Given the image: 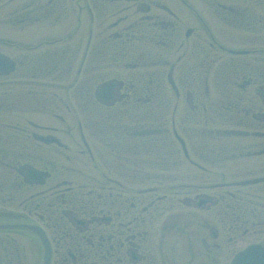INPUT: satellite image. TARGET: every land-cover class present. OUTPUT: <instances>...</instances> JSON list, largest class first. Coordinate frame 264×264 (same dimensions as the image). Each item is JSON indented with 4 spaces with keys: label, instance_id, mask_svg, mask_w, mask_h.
Masks as SVG:
<instances>
[{
    "label": "flooded vegetation",
    "instance_id": "flooded-vegetation-1",
    "mask_svg": "<svg viewBox=\"0 0 264 264\" xmlns=\"http://www.w3.org/2000/svg\"><path fill=\"white\" fill-rule=\"evenodd\" d=\"M0 55L1 106L26 103L6 124L0 218L39 227L50 264L264 247V0H0ZM26 234L0 235V264H43Z\"/></svg>",
    "mask_w": 264,
    "mask_h": 264
},
{
    "label": "water",
    "instance_id": "water-1",
    "mask_svg": "<svg viewBox=\"0 0 264 264\" xmlns=\"http://www.w3.org/2000/svg\"><path fill=\"white\" fill-rule=\"evenodd\" d=\"M2 67V63H0V68ZM251 251H253V250H250V251H248L247 253H242L241 255H239L237 258H236V260H235V262L233 263V264H254V262H252V261H248V262H246V259H249V255L251 254V253H254V252H251ZM258 256L259 257H264V255L262 254V252H259L258 253ZM256 263V262H255ZM257 264H264V262L263 263H261V261L259 260L258 262H257Z\"/></svg>",
    "mask_w": 264,
    "mask_h": 264
},
{
    "label": "rangeland",
    "instance_id": "rangeland-1",
    "mask_svg": "<svg viewBox=\"0 0 264 264\" xmlns=\"http://www.w3.org/2000/svg\"><path fill=\"white\" fill-rule=\"evenodd\" d=\"M60 33H62V34L64 33V26H63V25H61ZM171 98L173 99L174 97L171 96ZM57 124H58V123H57ZM74 134L76 135V138H78V134H76V131H75ZM63 138H64L65 141L69 140V139H66L65 136H64ZM68 142L70 143V141H68ZM82 162H84V161H82Z\"/></svg>",
    "mask_w": 264,
    "mask_h": 264
}]
</instances>
